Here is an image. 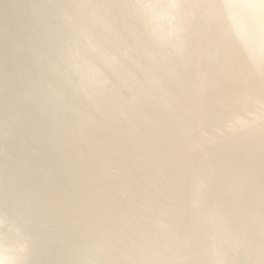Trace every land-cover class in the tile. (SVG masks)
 <instances>
[{
  "label": "clouds",
  "instance_id": "clouds-1",
  "mask_svg": "<svg viewBox=\"0 0 264 264\" xmlns=\"http://www.w3.org/2000/svg\"><path fill=\"white\" fill-rule=\"evenodd\" d=\"M0 264H264V0H12Z\"/></svg>",
  "mask_w": 264,
  "mask_h": 264
},
{
  "label": "bare ground",
  "instance_id": "bare-ground-1",
  "mask_svg": "<svg viewBox=\"0 0 264 264\" xmlns=\"http://www.w3.org/2000/svg\"><path fill=\"white\" fill-rule=\"evenodd\" d=\"M11 2H12V0H0V20H2L4 18L5 8Z\"/></svg>",
  "mask_w": 264,
  "mask_h": 264
}]
</instances>
